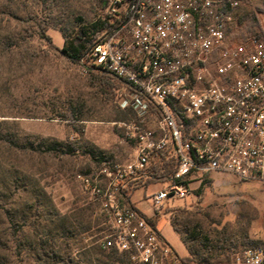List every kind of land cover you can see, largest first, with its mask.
Returning a JSON list of instances; mask_svg holds the SVG:
<instances>
[{
  "label": "rangeland",
  "instance_id": "obj_1",
  "mask_svg": "<svg viewBox=\"0 0 264 264\" xmlns=\"http://www.w3.org/2000/svg\"><path fill=\"white\" fill-rule=\"evenodd\" d=\"M238 1L230 25L233 43L264 29V12L257 8L261 0ZM106 5V0H0L3 264H40L41 250L31 251L25 245L55 249L70 245L74 261L99 264L94 247L104 231L92 230L72 239L43 234L36 237L38 244L31 225L41 233L48 228L47 218L81 207L92 206L93 219L101 217L99 203L78 176L99 171L100 157L119 164L134 158L135 145L123 126L134 115L119 103L121 83L87 67L85 60L75 63L60 52L81 25L104 22ZM207 181L203 191L194 184L187 198L165 202L157 217V230L180 261L190 259L187 264H227L234 253L247 248L249 240L264 244L263 186L225 173H212ZM165 188L167 184L155 183L136 191V206L153 215L151 199L142 197ZM102 218L101 227L106 229ZM24 219L28 221L24 232L14 234L13 226ZM171 220L194 252L185 247Z\"/></svg>",
  "mask_w": 264,
  "mask_h": 264
},
{
  "label": "built area",
  "instance_id": "obj_2",
  "mask_svg": "<svg viewBox=\"0 0 264 264\" xmlns=\"http://www.w3.org/2000/svg\"><path fill=\"white\" fill-rule=\"evenodd\" d=\"M238 5L107 1L106 27L89 68L121 83L119 103L134 115L123 126L135 154L126 164L105 158L95 174L78 178L107 222L97 246L127 254L128 264H177L149 219L165 202L187 198L192 185L207 183L212 173L264 188V45L227 41ZM164 153L175 159L176 171L170 181L157 182L167 188L151 195L154 214L147 216L124 192L134 181L155 179L148 169ZM227 264H264V244L234 253Z\"/></svg>",
  "mask_w": 264,
  "mask_h": 264
},
{
  "label": "trees",
  "instance_id": "obj_3",
  "mask_svg": "<svg viewBox=\"0 0 264 264\" xmlns=\"http://www.w3.org/2000/svg\"><path fill=\"white\" fill-rule=\"evenodd\" d=\"M108 0H106L107 2ZM242 1V0H240ZM246 3H249L250 0H244ZM258 12H264V0H261V5L259 7ZM252 14V13H251ZM250 13L247 14V16L251 15ZM255 24H257V21L254 20ZM106 27V22H96L92 23L88 26L81 25L77 34L66 38L65 45L61 49V54L69 59L70 61H73L75 63H80L83 59L85 60V63L87 67H89V54L91 53L94 45L101 41L99 38L100 34ZM259 33L254 35H248L245 37H241L238 44L246 45L247 47L250 46L252 39H257L261 44L264 45V29L260 27L258 29ZM230 34V27L227 31V41L230 43H233L229 37ZM67 36V35H66ZM97 70V69H96ZM100 71V70H98ZM103 76L108 78L109 80L113 78L109 76L108 74L100 71ZM115 80V79H114ZM117 81V80H116ZM105 159V157H100L98 160V164L100 165L101 162ZM176 161L175 159H167L166 153L161 154L156 162L151 165L148 169V173H150L152 176L155 177V179H147V180H138L134 181L130 184L129 188L124 192V196L127 201H130L133 194L141 189H147L150 185L157 183V182H167L170 181L176 171ZM206 185V183H203L200 186L199 191H203V186ZM55 219L53 217H49L46 219L47 227H43V230H41V233L37 231V228L34 224H30L33 226V235L35 237L34 242L38 243L36 237L39 235H45V236H52L54 238H67L72 239L75 238L78 235H84L93 232H100L104 231L105 229L101 227L102 223L104 222V219L102 218L103 215L97 216L93 219V212H92V206L90 207H81L78 210H75L74 212L70 214L60 215V213L55 214ZM159 215L156 214L149 220L156 225L159 221L157 219ZM28 221L24 219L22 224L14 225L13 228L14 234H21L24 232L25 227L27 226ZM172 226L175 230V232L178 235H181V240L185 247L189 250V252H194V249L189 245L187 236H183L181 230L178 228L177 223L175 220H171ZM188 229L184 233H188ZM92 233L91 235H93ZM40 244V243H38ZM42 244V243H41ZM262 245L259 241L249 240L247 245L248 247H254ZM29 246V250L33 251L36 247L41 250V260L39 259L40 264H80L76 261H74L72 256V250L70 249V245H62V248L55 249L51 245H25ZM19 248L22 249V246L19 245ZM26 249H24L25 251ZM95 254L99 256L96 260L99 264H128L129 257L127 254H122L117 251L111 250V251H103L99 246L94 247ZM175 259L177 260V264H187L190 262V259L180 261L178 258V255L176 254L174 250ZM102 258V260L100 259ZM4 262L0 260V264H3Z\"/></svg>",
  "mask_w": 264,
  "mask_h": 264
},
{
  "label": "crops",
  "instance_id": "obj_4",
  "mask_svg": "<svg viewBox=\"0 0 264 264\" xmlns=\"http://www.w3.org/2000/svg\"><path fill=\"white\" fill-rule=\"evenodd\" d=\"M263 25H264V21H263ZM194 185V184H193ZM199 186V185H198ZM140 190V189H139ZM146 190V189H145ZM160 190H162V189H159V190H157V191H155L154 193H156V192H158V191H160ZM138 191V190H137ZM135 194V193H134ZM134 194H133V196H132V198H131V201H132V203H133V205L136 207V208H138L137 206H136V200L134 199ZM147 197H151V194L148 196L147 194H146V192L144 193V195H143V197H142V199H147ZM151 199V198H150ZM139 209V208H138ZM139 210H141V209H139ZM142 211V210H141ZM143 212V211H142ZM144 213V212H143ZM151 216H153V215H151Z\"/></svg>",
  "mask_w": 264,
  "mask_h": 264
}]
</instances>
